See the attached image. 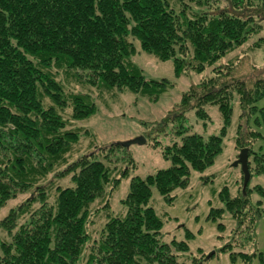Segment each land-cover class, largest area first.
Here are the masks:
<instances>
[{"label":"trees","instance_id":"16d2710c","mask_svg":"<svg viewBox=\"0 0 264 264\" xmlns=\"http://www.w3.org/2000/svg\"><path fill=\"white\" fill-rule=\"evenodd\" d=\"M261 20L264 0H0V209L23 197L0 220V264H205V256L189 255L186 242L163 241V222L148 206L152 190L171 204V193L188 186L191 171L203 173L212 165L232 124V97L238 96L242 111L255 115L254 124L264 130V104L258 108L264 81L247 88L243 77L217 69L181 94L169 119L183 121L192 111L206 124V107L216 106L219 134L186 133L178 123L179 140L164 150L165 158L172 153L171 165L130 180L122 200L125 214L107 215L99 240L92 239L96 235L88 226L91 210L127 170L114 178L116 166L100 156L109 162V153L117 155L113 163L133 160L121 154L128 149L121 143L66 157L80 137L72 121L95 111L90 96L70 92L66 82L84 77L87 83L157 101L166 85L144 76L133 60L137 54L172 61L176 77L188 70L201 73L257 34ZM67 107L71 114L65 119L59 111ZM249 133L251 140L264 138L258 130ZM239 135L235 145L247 149L250 178L264 175V148L254 151ZM65 179L71 186L57 185ZM249 181L244 191L242 182L239 197L219 193L223 207L210 208L207 216L220 233L226 230L219 222L223 215L232 217L231 240L220 251L245 264L255 253L244 248L264 219V188H250ZM104 207L109 208L107 201L94 211ZM192 236L186 230V238Z\"/></svg>","mask_w":264,"mask_h":264},{"label":"rangeland","instance_id":"374dc122","mask_svg":"<svg viewBox=\"0 0 264 264\" xmlns=\"http://www.w3.org/2000/svg\"><path fill=\"white\" fill-rule=\"evenodd\" d=\"M223 6V3H220ZM258 23V21H256ZM261 30L253 35L249 40L223 57L215 65L207 67L205 71L197 73L188 70L181 73L178 77L174 75L172 61L160 62L154 57L141 53L134 57V62L139 65L144 76L152 80H162L166 85L163 94L156 101H151L147 96L133 94L129 92H119L113 88H106L100 83H87L84 77L78 81L76 79L66 82V88L72 93H82L90 96L95 104V111L87 119L72 121L70 127L79 129L80 137L73 144L72 149L66 157L69 160L84 154L91 153L111 143H127L136 138H144L145 143L131 144L127 152H119L123 155L129 154L133 164L120 161L113 163L117 155H110V161H106L100 156V160L105 161L110 167L116 166L113 172L114 178L121 174L123 169L126 175L120 178L119 184L109 191L103 199L97 200L91 210L90 222L88 225L93 236L92 239L99 238V231L106 221L107 215L123 216L126 212L122 200L125 199L130 180L134 177L144 179L159 170H164L171 165L169 158L164 156L166 146L178 141L179 136L175 134L176 126L181 121L173 117V111L179 103L182 95L192 88L197 87L200 82L213 76L215 70L228 72L230 77L235 79L243 77L247 88L255 83V80L264 81V43H258L260 38H264V21H260ZM224 69V70H223ZM58 79L64 77L63 71L58 74ZM235 96V95H234ZM234 101V102H233ZM49 103L48 100L45 101ZM264 104V100L259 103L258 108ZM232 124L227 128L223 136L222 152L216 156L212 165L204 170L203 173L190 172L189 184L184 189H178L171 193L174 198L168 204L157 193L152 190V196L148 206L153 208L158 217L163 222L162 235L163 241L169 243L171 240L177 242L184 241L188 244L189 255L205 256V264H245L242 259L233 261L229 253L222 252L220 249L231 240V230L234 227L232 217L225 213L219 221L225 226V232L220 233L216 229L217 223L207 219L210 208H221L223 204L219 200V193L228 191L230 197H239L242 190V171L241 166L235 163L240 153V147L235 145L237 134L239 137L246 138V141L254 151L260 152L264 148V138H252L248 134L250 130H258L264 135L261 127H256L253 120L255 115L251 112L242 111L238 96L232 97ZM63 118L71 114V107L59 111ZM209 122L199 120L191 112L186 113V119L182 121L187 128L186 133L208 135H218L222 127V119L216 106L206 107ZM170 118V119H169ZM258 125V122L256 123ZM69 127V128H70ZM68 128V127H67ZM249 136V137H248ZM244 138V139H245ZM120 157V154H119ZM253 174V173H252ZM61 187L71 186L68 179L61 180L57 184ZM261 186L264 188V175L253 174L249 181V187ZM107 188V191L110 190ZM253 201L258 200L255 193L250 197ZM23 197L10 201L5 207L0 209V220L8 213L9 209L21 202ZM106 201L109 208H99L95 212L94 208L105 206ZM104 204V205H103ZM186 230L193 236L186 238ZM98 233V234H97ZM2 233L0 237H2ZM99 240V239H98ZM248 253H255L248 264H264V219L258 220L255 228V239L244 248ZM238 251V250H236ZM213 253L210 258L209 254ZM88 254L84 251L83 258ZM185 257L179 258L182 262Z\"/></svg>","mask_w":264,"mask_h":264},{"label":"water","instance_id":"95a60500","mask_svg":"<svg viewBox=\"0 0 264 264\" xmlns=\"http://www.w3.org/2000/svg\"><path fill=\"white\" fill-rule=\"evenodd\" d=\"M136 143L143 144V143H145V140H144V138L139 137V138H136L133 141L124 143L122 145L124 147H129L131 144H136ZM247 160H248L247 149H241L240 153H239V156H238V159H237V161L235 163V166L236 165H240L241 166V171H242V174H243V191H244L245 187L247 186L248 181L250 179V173H249V169H248V165H247ZM212 255H213V253L209 254L207 256V258H210Z\"/></svg>","mask_w":264,"mask_h":264}]
</instances>
